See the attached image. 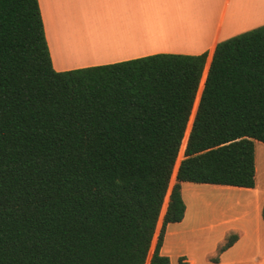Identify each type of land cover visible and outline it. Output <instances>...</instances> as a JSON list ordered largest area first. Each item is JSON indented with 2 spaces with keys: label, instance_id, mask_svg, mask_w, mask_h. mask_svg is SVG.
I'll list each match as a JSON object with an SVG mask.
<instances>
[{
  "label": "trees",
  "instance_id": "1",
  "mask_svg": "<svg viewBox=\"0 0 264 264\" xmlns=\"http://www.w3.org/2000/svg\"><path fill=\"white\" fill-rule=\"evenodd\" d=\"M208 59L58 72L39 0H0V264H171L182 184L253 188L264 25Z\"/></svg>",
  "mask_w": 264,
  "mask_h": 264
},
{
  "label": "crops",
  "instance_id": "2",
  "mask_svg": "<svg viewBox=\"0 0 264 264\" xmlns=\"http://www.w3.org/2000/svg\"><path fill=\"white\" fill-rule=\"evenodd\" d=\"M39 0L53 68L109 65L154 54L200 55L264 25V0ZM255 186L182 184V221L164 229L171 264H264V143ZM205 188V189H204ZM207 188V189H206ZM192 192L186 198V192ZM162 228H157L155 242ZM235 242L220 252L230 237Z\"/></svg>",
  "mask_w": 264,
  "mask_h": 264
},
{
  "label": "rangeland",
  "instance_id": "3",
  "mask_svg": "<svg viewBox=\"0 0 264 264\" xmlns=\"http://www.w3.org/2000/svg\"><path fill=\"white\" fill-rule=\"evenodd\" d=\"M219 1V5H224L225 4V2H226V0H218ZM235 1L236 0H231V7L234 5V3H235ZM226 40V39H225ZM221 41H223V40H221ZM183 156H184V154H182V156H181V158H180V162H181V160L183 159ZM175 179H174V181H172V183H171V187H170V190L172 189V187H173V185L175 184ZM192 186H195V187H205V186H199V185H196V184H192ZM205 189V188H204ZM207 189V188H206ZM192 194V192L191 191H189V192H186V198H191V195ZM169 199V198H168Z\"/></svg>",
  "mask_w": 264,
  "mask_h": 264
}]
</instances>
